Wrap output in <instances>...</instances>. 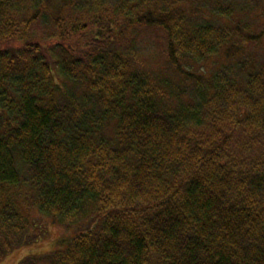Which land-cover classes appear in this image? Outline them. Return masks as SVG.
Segmentation results:
<instances>
[{"label":"trees","instance_id":"trees-1","mask_svg":"<svg viewBox=\"0 0 264 264\" xmlns=\"http://www.w3.org/2000/svg\"><path fill=\"white\" fill-rule=\"evenodd\" d=\"M264 264V0H0V261Z\"/></svg>","mask_w":264,"mask_h":264},{"label":"rangeland","instance_id":"rangeland-1","mask_svg":"<svg viewBox=\"0 0 264 264\" xmlns=\"http://www.w3.org/2000/svg\"><path fill=\"white\" fill-rule=\"evenodd\" d=\"M29 215L35 219H40L43 224L44 232L36 242L22 244L11 250L1 261L0 264H17L25 256L41 255L55 248L58 241L65 236L66 230L62 226L51 222L44 216H39L36 211H30Z\"/></svg>","mask_w":264,"mask_h":264}]
</instances>
